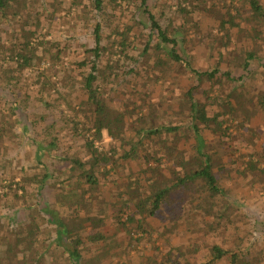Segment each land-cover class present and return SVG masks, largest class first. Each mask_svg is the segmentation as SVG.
Masks as SVG:
<instances>
[{
	"label": "rangeland",
	"instance_id": "obj_1",
	"mask_svg": "<svg viewBox=\"0 0 264 264\" xmlns=\"http://www.w3.org/2000/svg\"><path fill=\"white\" fill-rule=\"evenodd\" d=\"M72 1L29 0L27 7L22 9L23 18L10 26L6 22L0 26L2 49L10 45L15 33L25 26L27 20H39L37 34L31 40V45L37 47V56L33 58L32 65L18 68L15 59L5 57L3 60L4 56L0 53V73L3 68L8 75H16L10 90L3 88V84L0 85V121L8 123L0 146L6 154V162L0 163V223L7 226V215L13 207L23 208L19 213L18 223L29 225L31 220L38 217L41 206L37 189L35 184L22 181V176L46 172L48 176L45 179L47 186L42 192L43 205L48 204L58 209L73 231L82 236L84 246L80 264H211V249L214 245L238 254L240 264H264V238L254 237L257 230L264 231V175L250 172L247 176H241L237 172L243 169L244 161L251 153H256L260 161L258 164L264 167V107H260L258 102L264 95V21L257 23L251 18L244 0H188L185 3L188 9L194 10L188 19L186 41L178 43L182 54L189 57L192 66L198 70L210 68L220 60L222 69L228 70L236 78L234 81L222 79L210 93L213 99H220L218 96L223 98L233 91L235 95L231 97V102L235 107L234 117H224L227 121L223 122L222 132L199 129L205 140L204 153L211 159L212 173L223 193L210 196L199 181L188 187L178 186L154 217L144 219L137 212V205L135 204V208L127 200L129 176L140 178L142 194L150 191L152 181L171 184L175 175L181 174L178 173L181 171H178L176 164L180 153L162 148L167 152L161 156V166H156L155 160L145 162V157L151 158L152 154L163 153L159 146L166 143L170 147L176 144L183 156L191 159L195 156L197 142L194 129H187L181 138L163 134L158 141L153 136L142 137L144 132L138 134L137 130L171 124L187 126L188 117L183 103L185 91L196 84V81L178 64L170 65L165 57L155 65L157 55L152 50L148 51V55L141 56L146 31L141 23L136 24L129 37L137 45L136 49L129 51V55L137 62L114 53L117 47L111 45L113 35L103 40L107 49L103 65L108 56L112 61L120 59L116 68L118 78L111 76L108 88L104 89L107 94L106 102L117 109V112L124 113L126 133L123 145L106 136L101 143L96 144L100 149L114 146L116 155L120 156L124 149L130 148V141H140L138 153L141 156L138 162H117L116 169L108 170L104 177L99 175L100 187L95 188L92 195L87 191L84 203L79 207H69L70 202L76 200L77 193L69 194L66 191L71 187L70 191L74 190V185H68L67 182L53 188L52 181H62L72 174L68 162L62 159L63 156L85 158L83 135L91 134L85 133L81 127H90L93 115L87 108L77 109L80 100L85 97L80 84L71 90L76 104L68 106L62 101L55 104L59 100L56 91L65 94L67 90L64 86L57 85L49 89L45 86L41 90L36 78L39 73L52 75V80L61 78L69 63L85 56L82 45H92L94 11L88 0H78L77 3ZM151 1L152 5L157 6L160 0ZM130 7L133 8L132 5ZM121 8L123 7L108 10L111 15L120 17V29L129 19L128 16H121ZM175 8L173 4L171 11ZM227 12L236 15L238 26L226 24V29L221 28L220 21L228 19ZM140 18L144 21V17L140 15ZM111 19L112 17H107L102 20L104 36L109 32ZM194 22L197 26H193ZM224 33L227 35L222 40ZM48 41L54 42L52 51L59 45L63 47L68 43L57 64H53L55 60L49 59L44 53L45 46H36L38 42H44L48 46ZM219 51L222 53L220 59ZM245 52L255 54L248 68L251 69L250 72L241 68ZM204 85L206 86L205 82L202 83V88ZM27 95L30 98L24 102ZM201 95L204 94L196 93L195 97L204 100ZM36 97L38 100L44 98L51 107L45 108ZM10 99L20 102L24 110L16 112L17 119L12 117L8 106ZM28 105L25 109L24 106ZM28 112L44 114L46 121L55 122L58 126L63 125V117H74V121L78 122V134L73 135L74 127L71 122L64 120L66 128L58 138V146L42 157L44 166L36 164V149L30 138L32 134L27 136V133H23ZM39 126L30 125V132ZM110 166L111 164L106 168ZM16 182L26 188V194L18 189L19 197L14 196L10 187L14 190ZM7 191L9 193L5 194ZM65 194L68 197L64 200ZM253 209L255 212H252ZM38 222L44 230L36 240V249L41 251L42 246L52 243L55 232L46 218L38 219ZM94 234H101L105 238L92 241L88 237ZM6 247L4 243H0V251ZM25 260L21 251H17L12 259L14 263L20 264ZM28 261L27 259L26 263ZM40 263L70 264L66 260V254L60 247L54 248V244ZM215 264H231L230 254Z\"/></svg>",
	"mask_w": 264,
	"mask_h": 264
},
{
	"label": "trees",
	"instance_id": "obj_2",
	"mask_svg": "<svg viewBox=\"0 0 264 264\" xmlns=\"http://www.w3.org/2000/svg\"><path fill=\"white\" fill-rule=\"evenodd\" d=\"M187 1L188 0H160L158 1L159 5L154 6L151 0H88L89 6L94 11L95 22L91 29L92 45H82L85 56L81 60L74 61L72 64L69 63L65 68L66 73L64 75L62 74L61 78L57 80H52V75L50 74H38L36 82L40 84L41 90L44 89L45 86L49 89L57 85L64 86L65 90H67L65 94L60 93L58 90L56 91L59 95V100H57L55 104L60 101L65 102L68 106H70L71 103L76 104L74 103L71 90H73L77 84H80L85 97L80 100L77 109L80 107L86 110L87 108L93 115L91 126L81 127L85 133L89 132V134H91V136L83 135L85 158L63 156L62 159L68 162L72 174L62 181H52L53 188L60 186L59 184H66L67 182L68 185H74V188H77L76 190L70 191L72 189L71 187L66 191V193L69 194L77 193L76 200L71 201L69 207L73 205L77 207L84 203L85 193L90 191L92 195L94 189L100 187L99 175L104 177V175L108 173V170L116 169L117 162H138L140 160L141 155L138 153L140 141H130V148L124 149L120 156L119 154H117L118 156L116 155V148L114 146L108 149L104 147L100 149L96 144L98 142L101 143L106 136L112 138L116 142L119 141L120 145H123L126 133L124 113L117 112V109H113L106 102L107 94H105L104 89L108 88L109 80L112 78L111 76H114L115 79L118 78L116 68L120 59L112 61V58L108 56L103 65V60L107 51L106 43H103V40L113 35L114 39L111 45L112 47H117L114 53L118 54L120 57L133 60L134 58L129 55V51L136 49L137 45L136 42L130 40L129 37L138 23L143 24L146 28L144 32L145 43L140 52L141 56L148 55V51L152 50L157 55L155 65L162 60V57H165V60H167L170 65L174 66V64H178L182 70L189 73L191 78H194L196 81V84L188 87L185 91L186 98L183 103L188 117L187 126L177 124L161 125L158 127H149L147 129L141 128L137 130V133L143 134L144 132L142 137L153 136V138H156L158 141L163 134L170 137L181 138L187 129H194L197 143L195 146V156L191 157V159L185 158L183 152L178 150L176 144L170 147L166 143H162V145L159 146V149L163 153L159 155L152 154L151 158L145 157V155V162L148 163L150 160H155L157 163L156 166H158V164L161 166V156L162 154L164 155L167 150L169 152H179L180 154L176 164L178 171H181L178 173L181 174H176L171 184H160L157 180L152 181L150 183V191L146 194L141 193L143 185L140 182V178L130 175L128 178L129 182L126 186L127 196L129 197L127 200L134 204V207L135 204L137 205L138 211H136L145 219L147 217H154L157 212L162 209L163 205L169 201L172 191L178 186L188 187L189 184L199 181L202 184V188H204L210 196L222 195L223 190L217 184V180L212 173L211 159L204 153L205 140L204 136L199 132V129L203 128L209 131L222 132L224 129L223 122L227 121L224 117H234L235 107L231 102V97L235 95L232 93L233 91H230V94L226 95V97L222 98L218 96L220 99H213L210 93L214 86L217 87L218 84L221 83L222 79L225 78L234 81L236 78L231 76V72L228 70L222 69L220 60L215 62L210 68L198 70L192 66L191 59L182 54L178 43L180 41H186V28L187 26L189 27L188 19L194 10L186 7L185 3ZM72 2L77 3L78 0H73ZM28 4L29 0H0V26H2L4 22L10 26L14 21H19L20 18H23V16H21L22 9L26 8ZM173 4H175L176 8L174 11H171ZM131 5L133 7L132 9L130 7ZM124 6L127 7L124 8ZM244 6L250 11L251 18L256 20L257 23L264 21V0H244ZM117 7H123L120 10L121 16H128L129 18L128 22L123 24L122 29H120L118 24L120 17L113 14L111 15V12L108 11L114 10ZM167 11H170V13H167ZM140 15L144 17V21L140 18ZM107 17H112L111 21L113 24L111 23L108 26L109 32L104 36L102 20H106ZM227 17V20L221 19V28L226 29V24L231 27L238 26L235 19L236 15L227 12ZM196 24L197 23L194 22L193 26H197ZM24 25V27L19 29V32L15 33L10 41V45L0 49V53L4 56L3 60L5 57L15 59L18 68L32 65L33 58L37 56L35 55L37 47L31 45V40L37 34L39 20L38 18L34 21L27 20ZM141 34H143V32ZM226 35L227 34L222 37V40L226 38ZM47 44L48 46H46L44 42H38L36 46H45L43 49L44 53L49 59L55 60L53 64H57L60 60L62 51L64 48L68 47L66 46L68 43L62 45L63 47L59 45L55 51H52L54 42L48 41ZM221 54V51H219V59ZM254 58L255 54L253 52H245L241 64L242 70L250 72L251 69L248 70V68H250V62ZM134 61L137 62L135 59ZM131 70L134 69L131 68ZM77 74L81 77L80 79L76 76ZM14 78H16V75H8L6 69L2 68V73H0V85L3 84V88L10 90L14 84ZM203 82L206 83V86L204 85L202 88ZM200 92L204 94L201 95V97H204V100L195 97V94ZM29 98L30 97L27 95L24 102H27ZM36 100H40L45 108L51 107V104L46 102L42 97L39 98V100L36 97ZM8 101L7 103H10L8 106L12 112V117L14 116L16 118V112L24 111L21 108L20 102L17 100L10 99ZM258 102L260 107H264V95L258 99ZM24 107L27 109L29 105ZM27 115H29V117L25 118L26 124L23 125V133H27V136H29V133L32 134L30 138H32L31 140L35 145L36 151L34 158L37 165L44 166L42 157L46 152L50 151V149L58 146V138L62 130L66 128L64 120L71 122L75 130L73 135L78 134V122L74 121V117L68 119L63 117V125L58 126L55 122L46 121L44 114H30L28 112ZM7 124L8 123L4 120L0 121V146H2L3 132ZM36 124L40 125L39 128L30 132V125ZM162 148H166L167 150L164 151ZM1 150L2 148H0V163L6 162V154L4 150ZM259 162L256 153H251L248 155V159L244 161L245 166L243 169L237 172L241 176H247L250 172H258L264 175V167H260L258 164ZM109 164H111V166L106 168ZM156 168L158 167H155V169ZM47 176L48 174L46 172H38L33 176H22V181L35 184L39 205L41 206V208L38 209L40 214L27 225L24 222L18 223L19 213L23 208L13 207L11 209V212L7 215L9 221L7 224L8 227L0 223V236H2V238L0 237V243H4L7 246L6 249L0 251V264H20L12 261L17 251H21L22 257L29 260L27 263L25 260V264H41L40 262L44 259L45 254L48 253V250L53 244L54 248H61L66 254V260L70 264L81 263L83 258L82 248L84 246L82 236L76 231H73L69 222L59 214L58 209L50 207L48 204L43 205L44 199L42 197V192L45 186H47V181H45ZM15 186L14 190L10 187V191L12 190L14 196L19 197L17 193L18 189L25 191V194L27 193L25 190L26 188L20 185V183L16 182ZM7 193L9 192L7 191L5 194ZM67 197L68 194H65L64 200L67 199ZM134 198H137V200H133ZM27 207H30V205H27ZM45 218L46 221L53 226L55 236L51 239L52 243L45 247L42 246L41 248L43 249L38 251L36 249V246H38L36 244L37 236L41 234L40 232L44 231L38 219L44 220ZM9 224H12V226L9 227ZM88 238L92 241H101L104 240L105 237L101 234H94ZM228 254H230L231 264H240L238 254L229 251V249H224L219 245H214L211 249V264L217 263Z\"/></svg>",
	"mask_w": 264,
	"mask_h": 264
},
{
	"label": "clouds",
	"instance_id": "obj_3",
	"mask_svg": "<svg viewBox=\"0 0 264 264\" xmlns=\"http://www.w3.org/2000/svg\"><path fill=\"white\" fill-rule=\"evenodd\" d=\"M252 212H255V209H253ZM253 218L255 219L254 216H253ZM254 237L256 239L264 238V231L257 230L256 232H254Z\"/></svg>",
	"mask_w": 264,
	"mask_h": 264
}]
</instances>
